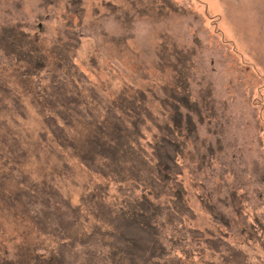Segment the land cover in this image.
<instances>
[{"label": "rangeland", "instance_id": "1", "mask_svg": "<svg viewBox=\"0 0 264 264\" xmlns=\"http://www.w3.org/2000/svg\"><path fill=\"white\" fill-rule=\"evenodd\" d=\"M71 1L0 0V39L12 30L16 45L29 49L37 36L45 55L44 67L29 76L24 62L0 59L7 86L0 90V143L6 135L17 139L27 152L22 170L80 206L77 230L89 231L100 221L89 211L90 195L113 203L122 194L56 145L38 110L35 82L46 87L47 71L63 70L70 60L87 78L79 90L105 102L137 88L163 98L161 88L188 68V89L201 109L192 116L196 131L181 175L193 224L213 231L220 225L246 264H264V0H81L78 13L68 9ZM7 170L0 161V174ZM52 240L8 213L0 194V256L22 263ZM209 253L207 260L221 262Z\"/></svg>", "mask_w": 264, "mask_h": 264}, {"label": "trees", "instance_id": "2", "mask_svg": "<svg viewBox=\"0 0 264 264\" xmlns=\"http://www.w3.org/2000/svg\"><path fill=\"white\" fill-rule=\"evenodd\" d=\"M80 2L72 0L68 9L80 12ZM12 33L0 39L1 61L24 62L23 75H36L45 61L37 36L29 49H21ZM66 64L63 70L47 71L46 87L35 82L42 121L58 147L115 183L122 198L110 203L102 194L90 195L89 211L100 221L79 233L80 206H73L48 180H31L21 167L26 150L6 135L0 143V161L8 167L0 174L1 200L8 213L30 221L54 244L30 253L22 263L0 256V264H246L247 256L230 243L228 231L193 224L196 215L185 197L183 159L189 152L187 139L196 131L192 116L201 115L188 89V68L174 78V85L161 88L163 98L153 89L151 98L137 88L131 96L120 93L105 102L94 91H80L78 82L86 83V75L70 60ZM0 90H7L2 78ZM199 199L210 209L204 196ZM243 229L252 241L247 225ZM207 251L221 262L207 260Z\"/></svg>", "mask_w": 264, "mask_h": 264}]
</instances>
